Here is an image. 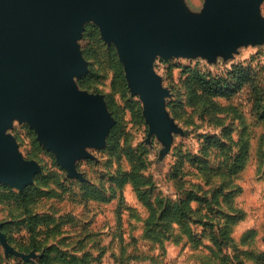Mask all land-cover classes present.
Masks as SVG:
<instances>
[{
    "label": "water",
    "instance_id": "obj_1",
    "mask_svg": "<svg viewBox=\"0 0 264 264\" xmlns=\"http://www.w3.org/2000/svg\"><path fill=\"white\" fill-rule=\"evenodd\" d=\"M264 0H205L192 11L184 0H0V184L23 190L41 170L8 135L15 119L29 121L39 140L70 177L83 175L80 159L102 148L115 123L102 94L80 88L88 71L78 40L93 20L123 63L134 94L167 152L181 129L166 109L168 89L154 69L157 56L231 55L240 45L264 40ZM6 254L28 261L9 243Z\"/></svg>",
    "mask_w": 264,
    "mask_h": 264
},
{
    "label": "rangeland",
    "instance_id": "obj_2",
    "mask_svg": "<svg viewBox=\"0 0 264 264\" xmlns=\"http://www.w3.org/2000/svg\"><path fill=\"white\" fill-rule=\"evenodd\" d=\"M194 12L203 11L205 0H184ZM260 14L264 18V1L260 4ZM96 27L99 36L93 40L86 37L89 27ZM82 53L87 60L88 74L91 69L97 70L102 78L91 79L90 86H84L80 77L77 79L80 88L91 93L102 94L108 109L115 119L113 127L120 119L123 135L121 149L117 151L110 144L111 128L106 145L102 148L88 147L93 155L78 161V170L83 179L70 177L67 170V191L60 199H49L41 203V208L51 209L60 214L75 216L90 223L96 234H92L86 241V248H91L93 260L91 264H219L217 258L209 250L211 242L203 239L196 245L194 242L178 238V230L162 243L153 242L143 237V226L148 209L137 198L131 185H127L123 201L118 195L111 202L100 203L90 201L84 203L81 186L82 183L105 185L109 187L110 177L118 168L129 170L131 160L126 151L135 149L134 154L141 156L146 164L145 174H152L157 191L173 198L177 196L178 185L172 178L174 165L178 154L202 156V144L206 135L217 136L232 145V152L238 151L240 144H248L249 155L242 171L235 177V185H240L242 191L237 194L235 201L246 213V217L235 228L234 237L239 243L247 230L255 229L256 233L249 243L242 244L243 248L264 252L261 240L264 231V121L258 120L254 115L252 93L248 86L231 98L217 97L216 101L222 106H230L222 113H206L202 105H193L188 101V92L185 78L188 70L200 72H213L226 74L236 64H241L251 69L252 74L258 73L259 85L264 89V40L240 45L231 55L223 51H216L212 56L203 54L191 56H173L164 59L157 56L154 69L161 77L163 87L168 89L166 109L169 116L181 131L174 133V140L170 149L165 153L164 145L156 135L149 136L150 126L144 114V104L138 94L131 91L123 63V73L126 90L118 84L112 69L109 67L108 46L113 45L106 41L100 27L93 20L86 22L82 37L78 40ZM87 52V53H86ZM237 77H235L234 82ZM141 108V110H140ZM8 135L13 137L22 155L28 160H36L41 165L40 173H62L55 154L48 150L39 140L38 132L30 122L15 119L13 126L8 130ZM147 149V152L144 150ZM226 151L220 147L210 149L207 155L210 165H217L224 161ZM63 168V167H62ZM64 169V168H63ZM207 172L206 168L199 169L191 163L189 173L183 178L188 182L193 180L203 182ZM220 179V177H216ZM34 182L30 185H33ZM29 186V185H28ZM209 187V185H207ZM68 215V214H67ZM15 219L9 215V208L0 205V223ZM71 224V223H69ZM2 227V228H3ZM4 231V229H3ZM9 243L16 250L25 254L34 252L31 262L35 263L39 253L35 250H20L24 242V232L17 225H12L10 231L14 241ZM76 236H80V233ZM17 258L26 260L14 254H6L0 242V264H16ZM28 261V260H26ZM251 256L246 259V264H256ZM36 264V263H35Z\"/></svg>",
    "mask_w": 264,
    "mask_h": 264
},
{
    "label": "trees",
    "instance_id": "obj_3",
    "mask_svg": "<svg viewBox=\"0 0 264 264\" xmlns=\"http://www.w3.org/2000/svg\"><path fill=\"white\" fill-rule=\"evenodd\" d=\"M99 36L96 27H89L86 37L91 40ZM87 53V52H86ZM109 67L112 69L118 84L126 90L123 66L118 58L114 45L108 46ZM94 77L102 78L97 70L91 71L81 78L84 86L91 85ZM235 77H237L234 82ZM188 101L193 105H202L206 113H219L230 106H222L217 97L231 98L244 86L252 93L253 113L258 120L264 121V89L259 85L258 73L252 74L251 69L236 64L226 74L188 70L185 78ZM141 110V108H140ZM118 121L111 131L110 144L117 151L121 149L122 126ZM202 156L178 154L174 165L172 178L178 185L177 196L164 195L157 191L152 174H145L146 164L141 156L134 154L135 149L126 151L131 160L129 170L118 168L110 177V185L96 186L82 183L81 191L84 203L96 201L111 202L118 195L123 201L125 187L131 185L138 200L147 207L148 214L144 221L143 237L162 243L170 238L176 230L178 238L186 239L199 245L203 239H208V246L219 264H246L251 256L256 264H264V252L248 250L242 244L249 243L256 233L255 229L247 230L239 243L234 237L236 226L245 219L246 213L239 207L235 197L242 191L240 185H235V177L245 167L249 155L248 144H240L238 151L232 152V145L223 139L206 135L202 144ZM221 148L226 159L217 165H210L208 154L210 149ZM147 152V149L144 150ZM192 164L200 170L207 169L203 182L189 181L184 177L189 173ZM62 173H40L35 177V183L23 190L10 185L0 184V205L9 208V215L15 220L3 227L9 240L14 241L10 231L12 225L22 229L24 243L19 247L23 251L35 250L39 253L36 264H91L93 260L91 248H86V241L96 234L90 223L75 216L60 214L51 209L41 208V203L49 199H60L67 191L68 177L62 167ZM216 177H220L217 179ZM209 185V187H207ZM71 223V224H69ZM80 233V236H76ZM264 244V231L261 238ZM17 258L16 264H35Z\"/></svg>",
    "mask_w": 264,
    "mask_h": 264
}]
</instances>
